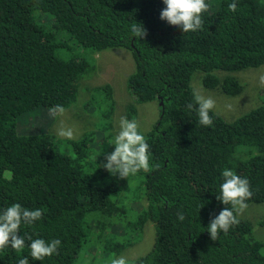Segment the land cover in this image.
<instances>
[{"label":"trees","instance_id":"trees-1","mask_svg":"<svg viewBox=\"0 0 264 264\" xmlns=\"http://www.w3.org/2000/svg\"><path fill=\"white\" fill-rule=\"evenodd\" d=\"M229 2L206 0L202 28L184 33L159 19L161 0H0V207L41 209L39 221L19 229L26 246L36 237L61 242L55 254L42 262L29 257V264H107L113 254L129 264H264V243L249 220L238 216L216 240L204 231L228 207L216 199L225 167L248 179L245 203L264 202V103L231 121L212 110L210 127L186 107L194 71L205 87L234 96L242 87L217 73L264 65V0H236L235 12ZM134 22L144 29L141 38L129 34ZM115 48L133 59L126 85L136 101L126 118L136 117L137 102L158 108L143 133L151 166L127 179L94 162L113 147L111 83L91 85L98 93L94 126L79 137L17 130L41 107L69 108L80 80L94 70L92 54ZM144 225L150 249L128 254ZM26 246L0 250V264H16Z\"/></svg>","mask_w":264,"mask_h":264},{"label":"clouds","instance_id":"clouds-1","mask_svg":"<svg viewBox=\"0 0 264 264\" xmlns=\"http://www.w3.org/2000/svg\"><path fill=\"white\" fill-rule=\"evenodd\" d=\"M161 3L163 7L159 11V19L170 26L179 27L184 33L196 32L202 28L201 13L209 7L206 0H161ZM227 9L229 12H235L236 0H231L227 4ZM129 34L131 38H141L144 35V29L142 25L134 22L129 26ZM259 83L264 84V75L259 77ZM214 106L215 101L211 97L198 93H194L192 102L186 105L189 110L194 109L197 122L205 127H210L213 123L210 112ZM63 112L64 108L61 105H53L49 108V113L54 117ZM55 134L58 138L71 140L74 131L72 127L61 124ZM107 143L113 146L112 150L104 156L101 164H96L97 156L94 162L96 167H102L109 175L127 179L141 170L147 171L150 168L149 145L134 118L121 116ZM219 176L221 182L216 199L228 207H223L212 217L204 229L212 240H216L219 233H227L230 227L239 223L236 213L247 206L245 202L252 196L248 179L237 175L232 168H223ZM41 215L39 207L29 209L17 202L0 207V250L6 251L11 248L17 253L22 252L25 249L27 237L18 234L21 225L31 226L40 220ZM176 219L183 221V213H177ZM60 243L58 238L47 241L42 237L28 238L27 255L19 256L16 264H29V257L32 261L42 262L45 257L55 254ZM107 264H129V262L124 256L113 254L109 257Z\"/></svg>","mask_w":264,"mask_h":264},{"label":"rangeland","instance_id":"rangeland-1","mask_svg":"<svg viewBox=\"0 0 264 264\" xmlns=\"http://www.w3.org/2000/svg\"><path fill=\"white\" fill-rule=\"evenodd\" d=\"M130 53L131 51L129 52L122 48L93 53L94 70L85 75V78H82L83 80H80L74 103L69 108H64V112L55 117L44 107L32 111L24 116V123L19 124L17 130L25 133L26 131L29 132L31 129L40 127L45 132L56 136V129L63 124L64 126L73 128V139L79 137L82 132L94 126L93 121L95 117L93 110H96L97 103H95V100H97L98 93L91 89V85L100 81L112 84L115 101V111L113 114L115 118L114 128L116 129L120 117H126V107L129 103L132 104L133 101H136L133 100V95L129 93L126 85L127 75L133 67V59ZM261 75H264V65L236 72L219 71L217 73L219 78L234 79L242 87V91L234 96L227 95L217 88L205 87L202 82V74L199 70L194 71L191 84L195 93L211 97L215 101L213 110L217 114L225 120L231 121L236 116L264 103V84L259 83ZM257 93L260 95H257ZM156 105V101L137 102L135 104L136 117L134 119L137 121L142 133H145L152 121H155L158 115ZM95 129L94 133L96 134L97 130ZM37 131L40 132V129ZM96 137H94L95 141ZM246 205L243 210L236 214L252 223V235L264 243V202H247ZM142 230L144 233L142 238L136 240L131 246L126 247L128 254L135 255L150 249L151 245L148 246L150 242V227L144 225ZM78 264H82V259Z\"/></svg>","mask_w":264,"mask_h":264},{"label":"water","instance_id":"water-1","mask_svg":"<svg viewBox=\"0 0 264 264\" xmlns=\"http://www.w3.org/2000/svg\"><path fill=\"white\" fill-rule=\"evenodd\" d=\"M161 103V102H160Z\"/></svg>","mask_w":264,"mask_h":264}]
</instances>
